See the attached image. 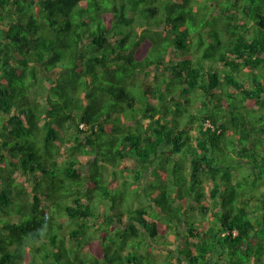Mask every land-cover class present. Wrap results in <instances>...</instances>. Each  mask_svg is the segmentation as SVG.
Listing matches in <instances>:
<instances>
[{
	"label": "trees",
	"instance_id": "obj_1",
	"mask_svg": "<svg viewBox=\"0 0 264 264\" xmlns=\"http://www.w3.org/2000/svg\"><path fill=\"white\" fill-rule=\"evenodd\" d=\"M104 1L0 0V264H264V0ZM216 10L209 53L178 59L196 37L186 18L205 29ZM67 72L84 99L113 101L83 104L88 128L63 155L50 92ZM147 167L144 188L119 180ZM196 209L218 224L198 230Z\"/></svg>",
	"mask_w": 264,
	"mask_h": 264
},
{
	"label": "rangeland",
	"instance_id": "obj_2",
	"mask_svg": "<svg viewBox=\"0 0 264 264\" xmlns=\"http://www.w3.org/2000/svg\"><path fill=\"white\" fill-rule=\"evenodd\" d=\"M119 1H120V5L122 3H127L130 5L131 0H119ZM134 1L136 3V0H134ZM202 2H203V4L207 3V5H209V2H211V0H202ZM113 3H114V0H105L104 6H108V5H111ZM140 3L142 4V2H140ZM225 6H226L225 2L220 0V7L223 9ZM206 8H207V6H205L203 8V10L205 11ZM208 9H210V8H208ZM206 13H207V11H206ZM206 13L203 12V13H200L198 15V18L203 17L205 22L207 20H209V25L205 29H204V26H206V25H204V26H200V24L195 25L193 21L189 22V18H186L187 24L190 27L187 30V33L188 34L194 33V34H196V37H194V42L192 45H186L187 46L186 50L188 52V55L186 56L184 54H181L178 59H184L186 57H191L195 54L203 56V55L209 53L208 48L212 44L210 42L215 41V36H213L212 31H214L215 34H218L219 37H220V34L224 31V29H222L221 26L227 21L228 15H225V13L217 14L218 13L217 10L213 13H211V12L209 14H206ZM129 15H130V13H129ZM150 17H151V20L152 19L154 20L153 16H150ZM197 29H199V30L202 29V31L198 33V32H196ZM152 35L155 37H158L159 39L161 38L160 33H155L153 31V29L151 28L149 33L146 34V36L150 39H153ZM202 41L204 42V44H201ZM218 51H217V53H218ZM203 59H204V57H202V60L200 62H202ZM207 61H209V60H207ZM58 73H59V71L55 70L49 75V77H48L49 83H51V81L56 78ZM62 75L64 77H62L58 81V83H56L57 85L53 88V91L50 92L51 93L50 98L53 100V103L58 102L59 105L57 106L56 110L52 112V115H50L49 118H51L53 123H55L56 125L62 126V129L60 131H58V135L61 136L62 137L61 140H63V142H62L63 145L60 147V152H61V154L66 155V153L72 149L70 147H71V145H73V142H77L76 141L77 138H79V140H81V141L83 140V136H82V133L80 132L78 125H79V122L81 121V116H82L83 110L86 109V106H85L87 104L86 102H88V104L90 105V104H93L94 99H97L99 101L101 99L100 102L98 101V103L100 104V107H101V111L108 112L110 109L109 106L112 103L110 101L112 99H110L111 95H109L107 92H105L102 89H99L98 91H93V89L90 90L92 101H90V98L84 99L83 98V79L82 80L79 79L78 86L75 87L74 84L71 83L72 81H74L73 74L71 72L70 73L67 72V74L63 73ZM124 76L125 75L123 73L119 74L120 78L124 77ZM134 77L137 79V81L139 82V84L141 86L145 85L147 87H152L155 85V82H154L155 79H154L153 74L146 76L143 73H137V74L135 73ZM136 98L139 101H141V107L143 105L145 107H147V99H145V97L142 93H138L136 95ZM45 103H46V99L44 98V99H42V104H45ZM83 104H85V105H83ZM195 108L197 109L198 107L196 106ZM91 111H95L96 114L100 113L99 110L91 109ZM196 112L197 111H195V113ZM137 113H141L140 109L135 110V111L128 110V113H126V115L132 116V115H136ZM172 113L174 114V111H172ZM116 116H118V114H116ZM134 123H135V120H127L126 119L127 125H134ZM87 128H88V126L86 125V129ZM197 128H198V122L194 123L192 132L196 133L198 130ZM133 130H134V132H136L139 129H136V130L132 129V131ZM106 155H108V154H106ZM85 169H87V167H85ZM106 169H108V168H106ZM111 172H113V170L112 171H111V169L107 170L108 174H110ZM240 172H241V175L243 173L245 176L247 175L249 182L253 179L252 174L251 173L248 174L246 169H244V171L241 169ZM150 173H151V170L149 167H147V169L145 170V179L141 183L136 182L133 175L124 176L121 174L119 176V180L121 181L122 179L127 177L128 180L134 184V187H143L144 184L145 185L148 184V182L151 180ZM26 182H27L26 177H20L15 182H13V180H12L10 185L14 188L13 191L15 192V190L19 189L17 186L22 187L23 183H26ZM209 182L210 181L207 180L206 184ZM4 188H9V184L8 183H4V184L2 183L1 189L3 190ZM262 188H264V187H262ZM244 189H246V188H244ZM134 195H135V191L131 190L129 192V198H130L131 202L133 201ZM23 197L26 198L24 195H23ZM142 197H144V193L142 194ZM24 210L26 211L27 207H25ZM14 211H17V210H14ZM193 217L195 219H197L198 223H196L195 225L197 226V229L200 231L205 230L204 228H206L210 222L218 224V222H216V220H211L209 215H203L202 211L200 209H196L194 211ZM20 218H21L20 215H18L16 213H13L12 217H11L12 221H18ZM186 228L187 227L184 223L178 224L179 232L185 230ZM168 238H170L173 241V244L163 246L164 249H167L169 247V249L176 250L177 245H180V244L182 245V237L177 236L176 233L169 232ZM47 252H48V249H47ZM162 252H165V251H159L161 256L164 255V254H162ZM44 253H46V251H43L42 254H44ZM247 253H248V250L247 249L244 250V257L245 258H246ZM242 255H243V253H241V258H242Z\"/></svg>",
	"mask_w": 264,
	"mask_h": 264
},
{
	"label": "clouds",
	"instance_id": "obj_3",
	"mask_svg": "<svg viewBox=\"0 0 264 264\" xmlns=\"http://www.w3.org/2000/svg\"><path fill=\"white\" fill-rule=\"evenodd\" d=\"M208 122H209V121H208ZM206 123H207V122H206ZM81 124H83L84 126L82 127ZM79 128H80V129H86V125H85V123H84V122H81V123L79 124Z\"/></svg>",
	"mask_w": 264,
	"mask_h": 264
},
{
	"label": "built area",
	"instance_id": "obj_4",
	"mask_svg": "<svg viewBox=\"0 0 264 264\" xmlns=\"http://www.w3.org/2000/svg\"><path fill=\"white\" fill-rule=\"evenodd\" d=\"M206 125H207V126H211L210 122H207ZM81 126L83 127L84 125L81 124ZM235 233H236V232H235Z\"/></svg>",
	"mask_w": 264,
	"mask_h": 264
},
{
	"label": "crops",
	"instance_id": "obj_5",
	"mask_svg": "<svg viewBox=\"0 0 264 264\" xmlns=\"http://www.w3.org/2000/svg\"><path fill=\"white\" fill-rule=\"evenodd\" d=\"M262 190H264V188H262Z\"/></svg>",
	"mask_w": 264,
	"mask_h": 264
}]
</instances>
